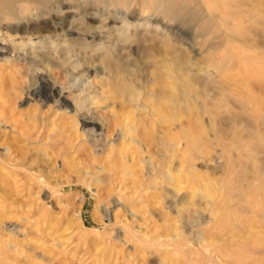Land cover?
<instances>
[{"label":"rangeland","instance_id":"rangeland-1","mask_svg":"<svg viewBox=\"0 0 264 264\" xmlns=\"http://www.w3.org/2000/svg\"><path fill=\"white\" fill-rule=\"evenodd\" d=\"M261 1L264 2V0ZM246 2L248 3V1ZM262 2H259L260 9L264 8ZM80 3L83 5L82 2ZM93 7H96L95 10H98L95 12L96 14L89 16L96 21L99 17V13L101 15L103 11H99V7L97 8L95 5ZM111 15V25L119 22L120 17L124 16L122 11H112ZM262 15H264V13ZM172 24L173 25H170L171 28L164 27L163 24H161L158 29L153 28L154 26H149L147 29L149 31L155 30L159 35L162 34L163 37H171L170 39L173 42L176 41L177 44L175 45L180 46L177 47V49L183 48L182 51L185 49V52L190 53L192 60L199 59L200 55L204 52L201 53L203 50L200 45H197L198 43L200 44L201 38L195 33L194 28L192 26L184 27L176 22H172ZM164 28H166L165 31ZM255 28L259 29L257 30V32H259L258 36L255 38L257 40V47L261 49L257 51L256 49H252V53L251 51H245V55L257 53V56H261L260 54H264V27L259 25ZM132 31L133 29L129 32L134 33ZM129 32L126 33V36L131 34ZM72 35L75 37V34ZM98 38L99 37L96 39ZM106 40L107 39H103L101 43ZM96 41L97 40H95V42ZM119 42L115 45L116 47L114 46L113 51L117 52L123 61H127V59L131 61L142 59L140 57L143 55L139 54V51H141L140 49L135 46H130L129 44L124 45L121 41ZM238 44H240V42H238ZM204 48L205 47H203V49ZM49 50L52 51L51 54L53 55L55 54L54 52H56V54L58 52L57 49L54 51L52 48H49ZM135 50H137L138 53ZM7 51L9 55L7 53H2L3 56L0 55V208L2 207L0 209V264H3V262L4 264H31V262L32 264L178 263V259L175 258H178L180 254L172 253L171 256L167 253L164 255V253H162V250L165 249L163 245L154 244L153 246V244L150 245L145 242L146 245L143 243V240L151 239L156 241L158 238H156L155 235L159 236L158 240H163L164 236L177 225L185 224L186 226H184V229L187 230L188 228L187 231H189L196 224V221L199 220L198 217H200V215L202 216V214L205 220H210L206 212L204 214L200 211V207L204 206V201L209 199L206 195L204 199H199V197H197L198 199L195 198L194 200H196V202L193 203V205H184L183 203L190 198V192L192 188L195 187V184L189 181L194 171L200 172L207 180L213 177L218 179V181L220 180L219 186H215L214 189L211 187V190H217L219 195L226 196V194H228V189L225 186L226 184L225 182L223 183L224 180L228 181L227 177L229 176H226V159L220 154L219 148L214 144L207 145L208 142H206V144L200 143L198 146L192 148L191 150L198 151L199 154L193 162L195 164L194 169L188 167L191 177H189L190 175L188 174V179H185L187 178L186 175L182 177L183 173L181 171H176L182 154L181 146H177V150L175 149L176 152L174 151L175 153L172 152L171 154L173 158H171V162L173 163H170V166H172V168L174 167L172 172L175 173V180L182 181V183L179 182L180 184H178L180 186L179 188V186H176L177 181H175V185L174 183L171 184L170 180H167V176L165 178L166 171L164 170L166 169L163 160H167L165 157L166 154H164L167 151H165L166 148L162 147L159 142L161 140L160 138H162L163 126L158 125L156 129L154 126L150 127L152 124L150 116L142 109L137 111L135 108L136 103H131L124 95L118 98V96L116 97L114 94H109L111 96L106 94L108 97H106L105 101L102 100L101 96L103 95V91L101 88L99 89L98 80L101 77L106 79L108 71L104 69L105 67L98 61V57L102 52L101 50H86V53L81 50L71 51V59L74 56L72 60L75 63L77 62L80 64L82 62V67L78 66L74 71H72L70 65L63 67H48L50 70L47 69L48 71L46 70V72L45 69L47 67L43 69V73L45 72L44 75L46 77L50 75V81L56 84L55 95H46L43 97L42 95L31 94V89H29L35 85L34 81H36V79L34 78H37L35 72L39 71L37 65H33L34 63L30 62V60H33V55H27V59H25V57L23 58L21 49L20 51H14L15 55H13V53L10 55V49ZM37 51H39V49H37ZM258 51H260V53ZM121 53L122 55L120 56ZM189 53L187 54L189 55ZM17 54H19V56ZM78 54L79 57L77 58ZM203 55H201V57ZM12 56L15 58H12ZM126 56H128L127 59H125ZM263 57L264 56L258 57L259 59H256V61H262L264 59ZM9 58L10 61H8ZM30 63L31 65H29ZM258 65L261 66L260 64ZM131 66L133 68H131ZM134 67V65L129 66L131 70H133ZM136 68L137 67H135V69ZM17 69L18 71H16ZM239 69V67H235V70L238 71H235L236 92H246L249 90L247 88L252 89L251 93L257 98V102L264 111V70L262 72L250 74L247 70L245 71L246 68L244 70L240 69V71ZM136 70L138 74L135 86H147L148 84L143 82L147 81L150 77L148 70L143 69V65ZM139 70L143 74L140 75ZM243 71L246 73L244 74ZM140 76L141 79L139 78ZM140 81H143V84ZM85 85H90L89 91H92V95L96 96L97 100L99 99V102L95 105L91 104L90 99L85 102H89L86 106L88 108H85L90 111L92 110L91 112L94 114L95 120L100 123H97L95 127L94 125L84 127L82 121H80L82 114H78L79 116L73 114L76 113L74 112L75 109L73 104L77 95L81 97L87 93L81 92ZM61 87L65 90L63 92L64 96L68 97L67 103H69V106L67 107L61 105L60 100L57 101L58 97L56 96V92H59ZM94 89H96V91ZM142 89L143 87L141 91ZM10 91L11 93L9 94ZM18 95L21 97L18 98ZM238 108L239 103L236 100L234 102V100L230 98L226 105L219 109L216 118V120L218 119L217 127L222 132H225L226 129L228 130L229 126L227 125H229V118L234 114L236 116L235 122L242 126L240 127L241 134L251 137L254 130L246 121L244 115L239 112ZM127 117L129 120L132 119L130 121L133 124L131 128L135 132H130L126 140H122L124 124H127V127L132 125L129 120H127ZM123 118L124 120H122ZM181 118L182 117L179 118L180 123H178V125L177 122L179 120H175L174 124L169 127L171 129H169L170 134L172 133V135L174 134L175 136L178 135L181 129L186 128L188 121L189 123L190 120L192 122V118L187 117L189 119L188 121L185 116ZM88 120L89 118H87V121ZM183 120L184 123H186L185 125L181 122ZM208 120L209 115L202 113L201 123L199 125L202 128H206ZM262 121L264 123V120ZM136 122H139L138 125H136ZM182 123L183 126L180 125ZM263 125L264 124L261 125V129L264 128ZM135 126L136 128L134 129L133 127ZM141 129L144 130L142 131ZM144 131L147 132L142 134ZM138 134H140V138L142 139H145V136H147V142L145 139L143 143V140L139 138ZM195 134L199 135V129L195 131ZM132 136L138 137L137 139L142 141L140 142L141 146H139L140 144L138 145L137 142H131L130 144V137ZM210 138L211 135L208 134L205 137L206 141L207 139L210 140ZM119 140H122V143ZM127 141H129V143ZM118 142L126 146H120L121 144ZM132 147H134V149ZM238 150L239 149L235 148L236 153L234 152L233 155L237 163L233 170V172L235 171L234 174L237 172L235 174V184L237 185L235 187L237 188H235V199L233 198L235 200V264H264V191H262V194L258 192L259 195H255L256 197L258 196L256 201L254 200L256 198L255 196L246 198L245 194L248 195L249 192L244 193L247 200L244 203L246 207H244L245 205L239 207V196L242 197L240 192L247 184L241 180V173L245 168L241 163L243 160L242 152ZM257 159L258 165L264 176V154H258ZM150 162L153 163L154 166L156 164L158 167L155 166L156 168L152 169V164H150ZM163 171L165 174H163ZM150 173L152 174L149 175ZM159 173H162L163 176ZM177 173L179 175H177ZM148 177L152 178V181ZM40 181H43V183H40ZM167 181H169V184ZM190 182L192 183L191 186ZM154 183H156L155 185L158 189L154 188ZM187 184L189 186H187ZM203 188L200 189H203L202 191H198V194L202 195L205 191V187ZM118 199L119 201H117ZM214 199L212 198V200ZM198 202L203 203L200 205ZM2 210L4 212H2ZM4 213L5 216H3ZM6 213H8L7 215L9 218L11 217L10 219L7 217ZM1 219L3 220V227L1 225ZM5 219L8 222H6ZM231 220H233V218H231ZM10 221L11 223H9ZM226 221L224 222L226 223ZM228 221L230 222V219H228ZM180 222L182 224H180ZM226 227L221 230L224 239L229 236L226 234ZM126 228L128 231H126ZM11 229L13 231L10 232ZM19 229L22 230L20 231ZM131 234L143 240L134 239ZM15 247L18 250H16ZM20 248H22V250ZM24 249L25 251H23ZM31 250L33 252H31ZM6 253L7 256L5 257ZM19 253L22 254L20 255ZM22 256H25L23 260ZM172 257H175V262L172 260ZM5 259L8 260V262ZM169 260L172 261L170 262Z\"/></svg>","mask_w":264,"mask_h":264},{"label":"bare ground","instance_id":"bare-ground-1","mask_svg":"<svg viewBox=\"0 0 264 264\" xmlns=\"http://www.w3.org/2000/svg\"><path fill=\"white\" fill-rule=\"evenodd\" d=\"M242 1L243 0H0V55L3 56L2 53H7V50L9 49L11 51H9L10 55L11 53L15 55L14 51H20L21 49L23 58L25 57V59H27V55H33V60H30V62L34 63L33 65H37L39 71L37 70L38 72H35V74L37 75V78H34L36 79V81H34L35 85H33L32 88H29L31 89V94L42 95V97L46 95H55L56 84L50 81L49 73V76L47 77L44 75L47 69L50 70L48 67H63L66 65H70L72 71H74L78 66L82 67V62L78 64L77 62L75 63L72 60L74 56L71 59V51L81 50L83 52L85 51L86 53V50H101L102 52L98 57V61L102 66L105 67L104 69L108 71V76L106 79L101 77L102 79L99 78L98 80L100 86L99 89L101 88V90L103 91V93L101 92L103 94L101 96L102 100L105 101L106 97L111 96L112 94H114L116 97L118 96V98L124 95L125 97H127L128 101L133 104L136 103L135 108L137 109V111L142 109L150 116L152 121L151 126L148 123L150 127L154 126V128L156 129V126L158 125L163 126L164 130L161 135L162 138H160L161 140L159 142L162 147L167 149H165V151L167 152L164 153L166 154L165 157L167 160H163L166 169L163 170L166 171L167 175L164 171L163 174H165V178L167 176V180H170L171 184H175V181H177V185H175L179 186V182L182 183L181 180H175V173L172 172L174 167L172 168V166H170V163H173L171 162V154L175 151L177 146H181L180 148L182 154L176 171H181L183 173V176L181 175L182 177H185L184 175H186L187 178L185 179H188V174L190 175L189 177H191L189 168L194 169L195 164L193 162L196 160L199 154L198 151L191 150L192 148L198 146L200 143L206 144V142H208L207 145L214 144L219 148L218 150L220 151V154H222L223 158L226 159V176H229L227 177L228 181H223V179L222 181L226 184L225 186L228 189V194H226V192V196L219 195V192L217 190H211V187L212 189H214L215 186H219L220 180L218 181V179L214 177L207 180L200 174V172L194 171L192 177L189 178V181L195 184V187L192 188L190 192V198H188V200L184 201L183 203L184 205H193V203L196 202V200H194L195 198L199 197V199H204V196L206 195V197H208L209 199L204 201V206L200 207V211L204 214L206 212L209 215L210 220H205L202 214V216L200 215V217H198L199 220L196 221V224L193 227L191 226L192 228L189 231H187L188 226L186 227L187 230L184 229V226H186L185 224L179 226L177 225L173 227V229H171V231H169L167 235L164 236L163 240H158L159 236L157 235H155V237L158 238L156 241L151 239H142L144 241L143 243L146 242L150 245L153 244V246L154 244L163 245L165 249L162 250V253H164V255L167 253H169L171 256L172 253L180 254L178 258L172 257V260H174V262L175 259H178V263L175 264H235L234 199L236 190L235 188H237L235 187L237 186L235 184V174L237 172L235 174V171L233 172L234 167L236 166L235 164H237L235 162V157L233 158L235 148L239 149L240 152H242L243 160L241 161V163L243 164L245 169H242L243 171L241 173V180L244 181L245 184H247L240 192L242 197L239 196V207H241V205H245L244 203L247 201L246 198H252L257 195L258 192L259 194L260 192L262 194V191H264V176L258 165L257 159L258 154H264V128L261 129V125L264 124L262 121L264 120V111L261 109L260 104L257 102V98H255L254 94L251 93L252 89L247 88L249 90H247L246 92H243L241 90H237L241 92H236L235 90L236 66L243 70L246 68L245 71L247 70V72H249L250 74L262 72L264 70V59L262 60L263 62L260 61L261 63L256 61V59L264 56V54H260L261 56H257V53L252 55L244 54L246 53L245 51H251L252 53V49H256V51L261 49L257 47V40L255 37L258 36L259 32H257V30L259 29L255 27L259 25L264 27V15H262L264 13V8L261 7L263 9L262 10L259 7V2H262L261 0ZM246 1H248V3ZM80 2H82L83 5H81ZM93 4L97 6V8L99 7V11H103V14L101 13L100 15L99 13V17L98 19H96V21L89 16L92 14H96L95 12L98 10H95L96 7L94 8ZM262 4H264V2H262ZM112 11H122L124 15L123 17H120L119 22H114L115 24L113 25L110 24L112 19H110V17L113 15H111ZM172 22H176L184 27L192 26L194 28L195 33L198 35V37L201 38L200 44L198 43L197 45L201 46L203 50L201 51V53L204 52V55L201 54L203 55L202 57L200 55L199 59L197 58V60H192L190 53L185 52V49L183 51L182 47V49H177V47L180 46H176V41L173 42L170 39L171 37L169 38V36L167 35L165 36H167L168 38L163 37L162 34L159 35L157 31H149L147 29L149 26H154L153 28L158 29L160 28L161 24H163L164 27L166 26L171 28L170 25H173ZM131 29H133L132 32L134 33L129 32ZM165 29L166 28H164V31ZM127 32L131 34H129V36H126ZM72 34H75V37H73ZM97 37L99 38L96 39ZM102 38L107 40L101 43L103 40ZM111 38L112 40L110 41ZM95 40L100 43H98L97 41L95 42ZM119 41H121V43L124 45L129 44L130 46H135L136 48L143 51L141 52L137 49L139 51V54L143 55H141L142 57L139 56L142 59L137 61L133 60V63V61L127 59L128 56H126L125 59H127V61H123L122 58L119 57V54L113 51L114 46L117 45ZM238 42H240V44H238ZM183 47L185 48L184 45ZM203 47L205 48L203 49ZM49 48H52V50L54 51H56L57 49V54L56 52H54V55L51 54L52 51L49 50ZM37 49H39V51H37ZM258 52L260 53V51ZM187 53H189L190 56ZM17 55L19 56V54ZM121 55L122 53L120 54V56ZM13 57L14 56H12V58ZM78 57L79 54L77 58ZM8 61H10V58ZM31 63L29 65H31ZM258 64H260L261 66H259ZM130 65H134L138 69L141 65H143V69L148 70V74H150L149 79L146 78L148 80L145 82L140 81L141 83L143 82L148 84L147 86H135L138 71L136 70L137 68L135 69V67V70H131V68L133 67L131 66V68H129ZM43 69H45L44 73ZM16 71H18V69ZM139 73L140 75L143 74L141 71ZM139 78L141 79V76ZM142 87L143 89L141 91ZM89 89L90 85H85L81 92L87 93L81 97L80 95H77L73 104L75 109L74 112H76L77 114H73H75L76 116L78 114H82V116L80 117V121H82V125L84 127L88 125H94L95 127L99 122L95 120L94 114L91 112L92 110L90 111L86 109L88 108L86 106L89 102H85L90 99L91 104L95 105L99 102V99L97 100L96 96L92 95V91L90 92ZM94 90L96 91V89ZM64 91L65 90H63V87H61V90L59 92H56V96L58 97L57 101L60 100V104L67 107L69 106V103H67L68 97L64 96ZM10 93L11 91L9 92V94ZM106 94H108V96ZM20 97L21 96H19L18 98ZM230 98H232L234 102L236 100L239 103V112L244 115L246 121L253 128L254 133L251 135V137L243 136L241 134L240 127L242 126L235 122L236 116L234 114H232V117L229 116V125H227L229 126L228 130L226 129L225 132H222L218 129V119L216 120V118L219 113V109L225 106ZM202 113L209 115V120L206 128H202L199 125L201 123ZM184 116L186 118H192V122L190 120L191 124L189 123V119L187 118L188 125L185 129H181V131L179 130L180 133L176 136L174 134L172 135V133L170 134L169 127L174 124L175 120H179L180 117L184 118ZM87 118H89L88 121ZM122 120H124V118ZM127 120H129L128 117ZM131 120L132 119H130L129 122ZM181 122L184 123V120ZM136 123V125H138L139 122ZM178 123H180V120L177 122V125ZM183 123L180 125L183 126ZM185 124L186 123H184V125ZM132 126L133 124L129 127H127V124H124V131L122 132L121 138L122 140H126L127 136L130 135V132L134 131L131 128ZM133 128L135 129L136 126ZM197 129H199V135L195 134V131ZM145 132L147 131H144V133L142 132V134H145ZM207 134L211 135V138L210 140L207 139L206 141L205 137ZM134 136L130 137V144L131 142H137V144L139 145L142 141L137 139L138 137ZM138 136L140 138V134H138ZM146 138L147 136H145V139ZM145 139H142L143 143ZM122 140L119 141L122 143ZM145 141L147 142V139ZM127 142L129 143V141ZM122 145L123 144H121L120 146ZM139 146H141V144ZM132 148L134 149V147ZM150 164H152V169L158 167L156 164L155 167L151 162ZM187 168L189 169V171ZM151 174L152 173H150L149 175ZM159 174L162 175V173ZM177 175L179 174L177 173ZM149 179H151L152 181V178ZM167 182L169 184V181ZM191 182L190 186L192 185ZM40 183H43V181H40ZM155 184L156 183H154V188H157ZM187 186L189 185L187 184ZM203 187H205V191L202 193V195L198 194V191ZM246 192L249 193L248 195L245 194V198L244 193ZM257 197L254 199L255 201L256 199H258ZM212 198L215 199L212 200ZM117 201H119V199ZM201 203L199 204L201 205ZM244 207H246V205ZM2 212L4 211L2 210ZM7 214L8 213H6V215ZM3 216H5V213ZM7 217L9 218L8 215ZM231 218H233L234 221L231 220ZM228 219H230V222L228 221ZM5 221L8 222L6 219ZM224 221H226V223L229 222L230 224H226ZM181 222L180 224H182ZM2 223L3 220L1 222V225L3 227ZM9 223H11V221ZM225 224L227 227L225 226ZM224 227H226L225 229L227 230L226 234L229 235L226 239H224L223 234L221 233V230H223L222 228ZM11 231L13 230L11 229L10 232ZM126 231H128L127 228ZM133 238L140 239L135 235H133ZM15 249L18 250L16 247ZM20 249L22 250V248ZM25 249L23 251H25ZM31 252L33 251L31 250ZM6 256L7 253L5 257ZM24 257L22 258V260L24 259ZM6 261L8 262V260Z\"/></svg>","mask_w":264,"mask_h":264}]
</instances>
